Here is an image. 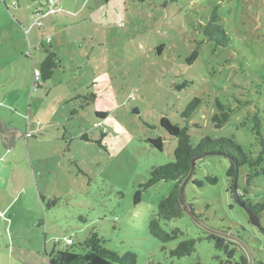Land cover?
<instances>
[{
    "label": "rangeland",
    "instance_id": "1",
    "mask_svg": "<svg viewBox=\"0 0 264 264\" xmlns=\"http://www.w3.org/2000/svg\"><path fill=\"white\" fill-rule=\"evenodd\" d=\"M215 10L232 40L228 48L216 49L204 35ZM46 50L58 54L61 67L44 82ZM217 102L230 113L220 128L213 121L222 113ZM0 105L24 116L16 127L28 169L19 172L17 200L28 211L18 214L35 221L34 235L22 243L29 255H17L26 260L16 264H49L67 239L80 252L92 232L106 248L136 254V264H223L225 251L186 215L161 223L168 233L179 230L176 240L153 237L150 221L177 182L142 186L154 167L175 161L178 141L161 127L164 118L188 129L194 145L209 136L231 138L254 158L263 151L254 117L264 138V0H0ZM159 138L161 151L151 144ZM230 166L224 156L198 160L186 202L205 225L243 239L264 262V232L233 199ZM247 173V166L240 169L239 197ZM247 197L264 203V173ZM261 221L264 228V211ZM191 239L193 254L172 256ZM231 249L236 258L245 255L240 246Z\"/></svg>",
    "mask_w": 264,
    "mask_h": 264
},
{
    "label": "trees",
    "instance_id": "2",
    "mask_svg": "<svg viewBox=\"0 0 264 264\" xmlns=\"http://www.w3.org/2000/svg\"><path fill=\"white\" fill-rule=\"evenodd\" d=\"M40 26V25H39ZM42 26V25H41ZM40 26V27H41ZM204 35L210 42L215 43L216 49L228 48L232 44V40L228 37L227 32L222 24V20L219 17L217 10L208 19V22L204 28ZM198 52H195L188 60L192 65L197 59ZM61 67V60L56 52L52 50H46V56L41 63V78L44 82L51 80L57 69ZM39 80V77H36ZM92 101L95 97H92ZM199 100H194L187 108L185 116L190 118L193 112L199 105ZM217 106L222 112L214 116L213 121L218 128L227 123L230 118V113L224 111V106L217 102ZM104 114H99L98 117L104 118ZM256 126L254 128L255 134L261 137V144L264 148V138L261 133V119L259 115L254 117ZM161 127L172 137L178 141V147L175 151V161L163 166L154 167L151 171V179L148 183L142 186L145 189H149L153 185L165 180H174L177 182L174 190L171 194L162 200L159 204L158 213L154 216L149 224L150 233L153 237L159 239L163 244H167L176 240L179 236V230H174L171 233L165 231L161 225L162 222H170L172 220L182 218L185 216L184 211L179 202V193L182 183L185 181L191 170V161L197 156L207 153L218 152L227 155L231 162V166L227 172V176L230 182V190L233 193L234 179L236 176V167L239 170L244 166L248 167V173L246 175V187L244 188V194L240 196V200L248 207L252 212L261 216L264 211V203L252 204L247 200L249 195V189L252 181L258 178L264 173V149L258 157L254 158L252 154L246 153L241 145L236 143L231 138L213 139L209 136L202 138L198 145H194L191 136L188 133V129L181 128L178 124L171 123L168 119H162L160 122ZM102 134H104L102 132ZM259 140V139H258ZM260 141V140H259ZM162 139L151 141L154 148L162 150ZM225 157V156H224ZM206 181L212 185L218 183L216 177H208ZM199 187L204 186L203 181H195ZM240 189V187H239ZM234 199V198H233ZM140 202V192L136 196V203ZM192 206V205H191ZM193 211L195 212L194 208ZM196 213V212H195ZM200 219L201 217L197 215ZM227 232V231H224ZM208 237L215 242V246L221 250H224L228 260L223 264H249L245 255L240 258H236L235 250L230 246H238L230 241H227L221 237L208 235ZM66 245L64 250H54L51 255L48 256L49 264H136L137 255L134 253L120 254L119 252L112 251L106 248V240L99 236L98 233L92 232L83 242L79 243L80 252L71 249L74 242L71 245ZM197 241L194 239L183 241L179 246L172 251V256L177 258H183L190 256L196 251ZM149 264H162L150 262ZM200 264V263H194ZM255 264H264L263 261L256 260Z\"/></svg>",
    "mask_w": 264,
    "mask_h": 264
},
{
    "label": "crops",
    "instance_id": "3",
    "mask_svg": "<svg viewBox=\"0 0 264 264\" xmlns=\"http://www.w3.org/2000/svg\"><path fill=\"white\" fill-rule=\"evenodd\" d=\"M8 110L0 109V255H7L9 259L7 263L0 261V264L25 261V258H17V255H29L26 253L29 249H24L22 243L28 233L34 235L35 231L34 219L28 222L25 215L18 214L19 211H28L27 202L17 200V195L23 187L19 172L22 174V171L28 169L27 159L25 162L24 134L16 127L18 121L22 125L24 116L23 113L10 114ZM22 110L21 108L20 112H23ZM3 120L7 121L8 125H4ZM19 128L22 129L21 126Z\"/></svg>",
    "mask_w": 264,
    "mask_h": 264
},
{
    "label": "water",
    "instance_id": "4",
    "mask_svg": "<svg viewBox=\"0 0 264 264\" xmlns=\"http://www.w3.org/2000/svg\"><path fill=\"white\" fill-rule=\"evenodd\" d=\"M225 156L227 157V155L223 154V153H218V152H212V153H207L204 155H200L195 157L194 159H192L191 161V170L189 172V175L187 176V178L185 179V181L182 183L181 188H180V193H179V202L180 205L184 211V214L188 217H190L192 219V221L198 225V227H200L204 232L208 233L209 235H213V236H217V237H221L227 241L233 242L235 244H237L238 246H240V248H242V250L245 252V255L248 259V263L249 264H255V259L254 256L250 250V248L248 247V245L244 242L243 239L237 237V236H233L230 235L224 231H220V230H216L213 228H210L209 226L205 225L198 217L197 214L193 211V207L188 204L186 202V193H185V189L186 186L188 185V183L191 181V179L193 178V175L195 173V169H196V163L198 160H201L202 158L206 157V156ZM230 158V157H228ZM239 176H240V170L239 167H236V176L234 179V186H233V198L235 200V202L243 209L246 211V213L248 214L249 218H250V222L253 226H255L257 229H259L261 232H264V228L262 226V221H261V216L255 214L254 212H252L248 207H246V205L240 200V197L238 195V189H239Z\"/></svg>",
    "mask_w": 264,
    "mask_h": 264
},
{
    "label": "built area",
    "instance_id": "5",
    "mask_svg": "<svg viewBox=\"0 0 264 264\" xmlns=\"http://www.w3.org/2000/svg\"><path fill=\"white\" fill-rule=\"evenodd\" d=\"M40 26L42 25V23H40L39 24ZM106 130H104V132H105ZM65 243L67 244V245H71L72 243H73V240L72 239H67L66 241H65Z\"/></svg>",
    "mask_w": 264,
    "mask_h": 264
}]
</instances>
